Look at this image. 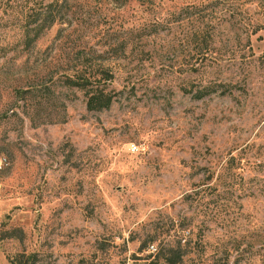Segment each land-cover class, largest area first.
Segmentation results:
<instances>
[{"label":"rangeland","instance_id":"rangeland-1","mask_svg":"<svg viewBox=\"0 0 264 264\" xmlns=\"http://www.w3.org/2000/svg\"><path fill=\"white\" fill-rule=\"evenodd\" d=\"M2 158L0 264H264V0H0Z\"/></svg>","mask_w":264,"mask_h":264},{"label":"trees","instance_id":"trees-1","mask_svg":"<svg viewBox=\"0 0 264 264\" xmlns=\"http://www.w3.org/2000/svg\"><path fill=\"white\" fill-rule=\"evenodd\" d=\"M68 87H77L83 91L86 97L85 107L88 110H100L107 108L111 102L110 95L102 79H107V72L100 70L94 75H78L77 73H69L64 75ZM148 242V241H146ZM140 246L139 252L147 251L142 257H133L132 262L127 264H177L182 256L187 252L188 240H184L180 244V238L171 244L161 245L158 248L152 247L149 243ZM147 244H149L147 246ZM118 264H125L124 261Z\"/></svg>","mask_w":264,"mask_h":264},{"label":"built area","instance_id":"built-area-1","mask_svg":"<svg viewBox=\"0 0 264 264\" xmlns=\"http://www.w3.org/2000/svg\"><path fill=\"white\" fill-rule=\"evenodd\" d=\"M135 148V146L134 145H131V150H133ZM4 161V159L2 158V161H0V164L2 163Z\"/></svg>","mask_w":264,"mask_h":264}]
</instances>
